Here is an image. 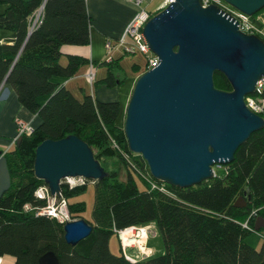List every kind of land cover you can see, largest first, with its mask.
<instances>
[{"label":"trees","instance_id":"16d2710c","mask_svg":"<svg viewBox=\"0 0 264 264\" xmlns=\"http://www.w3.org/2000/svg\"><path fill=\"white\" fill-rule=\"evenodd\" d=\"M43 2L0 0V5H6L0 13V29L16 33L14 43H0V85L8 82L18 102L41 119L5 152L11 185L0 197V257L12 256L13 264H39L52 251L58 264H264V228L250 230L256 217L264 218V128L252 133L234 153V160L221 165V172L215 170L212 179L191 188L158 181L149 174L145 160L128 148L124 125L116 123L119 101H101L89 93L79 99L53 81L55 76H75L81 66L90 63L78 54H68L67 63L60 62L63 45L91 42L92 18L86 0H47L42 20L29 34L32 15ZM263 11L251 16L259 28L263 23L256 17ZM94 63L105 66L106 75L92 85L111 88L128 79L121 56ZM147 69L148 62L144 68L139 63L131 68L140 75ZM225 77L216 71L213 80L218 88L232 90ZM45 95L48 99L40 104L38 98ZM71 134L86 141L103 166L102 160L112 157L123 170L104 166L110 175L92 183L91 219L82 216L84 200L72 201L86 191L90 180L77 186L60 184L61 194L55 199L66 201L72 220L84 218L92 226V233L76 245L63 237L65 221L35 212L49 204V199L36 195L47 184L34 174L35 148L45 139ZM136 175L143 186L138 185ZM148 178L166 190L152 188ZM239 198L244 201L242 206L235 205ZM152 223L162 235L164 252L130 263L121 246L118 255L109 249L111 236L119 230ZM252 232L263 237L260 249L245 241Z\"/></svg>","mask_w":264,"mask_h":264},{"label":"water","instance_id":"95a60500","mask_svg":"<svg viewBox=\"0 0 264 264\" xmlns=\"http://www.w3.org/2000/svg\"><path fill=\"white\" fill-rule=\"evenodd\" d=\"M200 2L174 0L147 20L142 32L160 61L134 82L123 122L128 148L145 160L151 175L181 188L212 179L213 167L233 161L252 133L264 128V117L245 104L264 75V41L240 30L239 21L219 5ZM224 2L249 16L264 8V0ZM216 71L232 90L216 86ZM16 140L19 144L21 136ZM88 145L71 134L35 148L34 174L52 196L61 194L67 178L102 181L110 175ZM6 161L0 150V197L11 185ZM240 204L242 198L235 203ZM256 218L253 231L264 228V218ZM63 226L71 245L92 233L84 218ZM58 260L48 251L39 264Z\"/></svg>","mask_w":264,"mask_h":264},{"label":"crops","instance_id":"0c3cea01","mask_svg":"<svg viewBox=\"0 0 264 264\" xmlns=\"http://www.w3.org/2000/svg\"><path fill=\"white\" fill-rule=\"evenodd\" d=\"M161 2L162 0H143L142 7L151 13H158L160 11L158 6ZM86 5V10L92 18L89 32L91 36L90 44L63 45L61 50L63 52L62 57L65 56L67 58L68 54H78L88 58L90 63L81 66L75 76H55L53 78L56 84L69 88L74 96L79 99L82 98L84 93H89L88 89L91 84L87 73L90 69L93 68L96 74V81L106 75L105 68L98 67L94 62L105 59L106 48H104V44L107 39H119L130 23V19L139 11V7L131 0H86ZM5 9L6 5L0 6V13ZM263 20L260 21L264 24ZM15 34L14 31L8 30V28L0 29V43H14ZM121 53L123 52L116 50L113 57L121 56ZM66 58L65 63H67ZM131 72L132 74L128 75V79L132 81L126 95L127 99L134 89V82L141 73H136L132 70ZM113 88L115 87L109 88L106 86V88H101L98 86L97 98L100 96L101 100L114 99L116 92ZM17 97L15 90L12 89L8 82L0 85V150L4 153L16 145V141L14 140L15 135H17V127L15 126L16 117L24 119L33 128H36L41 121L37 114L29 112L27 108L18 102ZM48 97L49 95L39 97V103L44 104ZM13 262L14 258L12 256L0 257V264H13Z\"/></svg>","mask_w":264,"mask_h":264},{"label":"built area","instance_id":"2783aa9c","mask_svg":"<svg viewBox=\"0 0 264 264\" xmlns=\"http://www.w3.org/2000/svg\"><path fill=\"white\" fill-rule=\"evenodd\" d=\"M135 3L136 6L139 7V11L134 15L133 18L130 19V23L122 33L121 37L117 40L107 39L106 43L104 44V48H106V60H111L114 56V52L116 50H120L123 52V54H136L138 52L145 54V58L148 62V69L155 67L159 64V58L156 56L155 53L150 49V47L147 44V39L145 35L143 34L142 30L148 22L147 20L152 17L151 13L144 7L143 0H131ZM174 2V0H162L160 5L158 6L159 10L161 11L164 9L168 4ZM202 6H207L209 4H216L222 7L224 11L229 13L232 17H235L237 21H239V29L248 32V34H256L261 35L264 37V29L261 27L259 28V25L252 20V17L249 15H246L245 13L235 9L234 7L228 5L224 2V0H201ZM43 7L39 8L37 11L34 12V15H32L31 21L29 22L30 26V32L37 27L39 22L42 20L43 13H42ZM88 78L90 80V84L92 85V82L96 79V74L92 69L89 70ZM264 92V75L260 80L258 81L255 89V93L248 95L245 100V104L254 112H256L261 117H264V95L262 94ZM15 126L17 127V135H15L14 140L24 135L25 133L31 132L34 128L27 123L24 119L20 117H16L15 119ZM151 175V173L149 172ZM152 176V175H151ZM148 177V176H146ZM82 179V177H80ZM71 179V178H67ZM73 179V178H72ZM150 185H152V188L160 187L161 190H166L164 186H158L156 185L150 178H148ZM36 195L40 198L49 199L52 197L50 193V190L48 187L41 186L36 191ZM66 205V201L63 199L61 200L60 204H54L53 206L49 203L47 206L42 208H37L35 210L36 214H47L52 217L60 218L58 214H56L57 210L60 209L63 204ZM29 208V206H27ZM60 207V208H59ZM245 226L250 229L247 224ZM252 230V229H250ZM149 228L148 225L138 227V226H130L125 229L119 230L116 234L117 237H119V240L121 242V249L124 253V258L130 263L136 262L138 259H143L144 257L151 255V250L149 248H146L147 240L149 238ZM124 233H128L129 240H125L123 237ZM135 249L138 252L136 254L132 253V250Z\"/></svg>","mask_w":264,"mask_h":264},{"label":"rangeland","instance_id":"374dc122","mask_svg":"<svg viewBox=\"0 0 264 264\" xmlns=\"http://www.w3.org/2000/svg\"><path fill=\"white\" fill-rule=\"evenodd\" d=\"M0 6H2V5H0ZM1 9H2V7H1ZM256 18L258 20L260 19L262 21L264 19V11L260 12V14L257 15ZM263 26H264V24L262 25L261 28H264ZM112 40H114V39L112 38ZM65 58L66 57L63 56L60 59V62L62 64L65 63ZM121 60H122L123 66L125 67V71L128 73V75L132 74L131 68H132V65H133L134 62L135 63L136 62L139 63L143 68L145 67V64L147 62V59L145 58V54L140 53V52H138L136 54H123V53H121ZM97 66L101 67V68L103 67V68L106 69L105 66H102V65H99V64H97ZM131 81H132L131 79H127L120 86H116L115 88H113V90H115L116 94L114 95V99L111 98V100H101L102 98H99L100 96L97 98V96H98V95H96L97 94V88H98V86L101 87V88H106V86L104 84L95 83L92 86L90 85V88L88 89V92L90 93V95H92L96 99H99L101 101H119L120 102V104H121L120 110L121 111H120V114H119L118 118L116 119V123H118L119 125H124L123 122H124L125 114H126V110L125 109H126V106L128 105V102L130 100V95L128 96L129 97L128 99L126 98V95H127L128 91H129ZM102 162H104V166L107 167L108 169H112L113 171L114 170H119L121 173L123 172L122 169L120 170L118 162L115 159H113L112 157H105L102 160ZM219 167L220 166H216L215 168L214 167L213 168H214V170H217V172L219 173L222 170ZM143 172L145 174L147 173L146 171H143ZM136 179L138 180L137 181L138 185L143 186L140 183L141 180L139 179L138 175H136ZM63 181L67 182V184H69V186H74V185L77 186V184L85 183L86 179H84V178L81 179L80 177H77V179L76 178H73V179L71 178V179H65ZM94 182L95 181L90 180V182L87 183L86 191L84 193H82L81 195L76 196V197H74L72 199V201H77L78 202L80 200H84L86 202V208H85L82 216L84 218H87V219H91V214H92L91 210L94 207L95 188L93 187V184H92ZM48 202L52 206L54 204L56 205V204H60L61 203V202L59 203L55 199V197H52V199L49 198ZM62 204H63V206L61 208L59 207L60 209H58L57 212H56V214H58L60 216V218H57V219L60 220V221H63V222L64 221L66 222L68 220H72V215L67 212L68 207H66V205H64L65 203H62ZM148 228H149L150 231L148 233L149 238L147 240L146 248H149L151 250V255L153 253L154 254L155 253L156 254H160V253L164 252V247H163V244H162L163 243L162 235H160L157 225L155 223H152V224L148 225ZM262 240H263V237L259 233L252 232V233L248 234V236L246 237L245 241L247 243L251 244L252 246H254L255 248L260 249L261 246H262ZM120 245H121V243H120L119 237H116V234L112 235L111 239H110L109 249L113 253L118 255V254L121 253ZM137 252L138 251L135 250V249L132 250L133 254H136Z\"/></svg>","mask_w":264,"mask_h":264},{"label":"bare ground","instance_id":"6f19581e","mask_svg":"<svg viewBox=\"0 0 264 264\" xmlns=\"http://www.w3.org/2000/svg\"><path fill=\"white\" fill-rule=\"evenodd\" d=\"M127 235H129V234H128V233H124V235H123V236H124L123 238H124L125 240H129V238H128Z\"/></svg>","mask_w":264,"mask_h":264}]
</instances>
